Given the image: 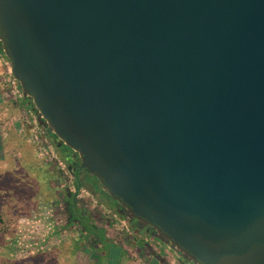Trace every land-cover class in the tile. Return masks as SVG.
Returning <instances> with one entry per match:
<instances>
[{"label": "water", "instance_id": "obj_1", "mask_svg": "<svg viewBox=\"0 0 264 264\" xmlns=\"http://www.w3.org/2000/svg\"><path fill=\"white\" fill-rule=\"evenodd\" d=\"M0 43L130 219L194 263L264 264V0H0Z\"/></svg>", "mask_w": 264, "mask_h": 264}, {"label": "rangeland", "instance_id": "obj_2", "mask_svg": "<svg viewBox=\"0 0 264 264\" xmlns=\"http://www.w3.org/2000/svg\"><path fill=\"white\" fill-rule=\"evenodd\" d=\"M5 73L6 68L1 76ZM7 102L17 101L11 94ZM22 106L24 107L23 104ZM31 107H34L32 101ZM44 125L47 127L46 122ZM37 137L36 141H33L34 137H31V140L38 154L48 163L47 168L33 170L35 174L31 172L30 176L18 173V177L14 172L15 166L4 171L0 169V219L6 216L14 218L17 208V212L21 211L23 216L29 218L33 216L38 219L41 230H44L39 236L38 248L31 257L22 258L15 252L7 256L0 251V264L106 263L107 260L105 261L104 258L101 260V254L108 249H95L96 245L92 242L91 233L84 229L82 220H87L88 224L93 226L98 224L107 226V233L113 240L124 244L129 251V261L126 264H147L149 251L161 253V240L155 235H147L135 228L131 224L132 219L124 211L116 209L115 201L108 198L107 194L94 193L89 189L90 182L96 179L93 174L85 170L80 171L84 185L77 188L76 168L64 159L65 153L61 152L54 142L44 140L39 135ZM74 153L72 157L78 159L77 153ZM3 155L0 150V157ZM74 193H77L76 207L81 213L73 208ZM19 202L22 203L21 208L17 205ZM31 203H34V208L31 207ZM65 230L66 232L63 233ZM144 238H147L149 245L146 250L142 242L145 241ZM109 249L111 255H114L119 248L109 247ZM174 251L181 257V262L195 264L179 251L175 249Z\"/></svg>", "mask_w": 264, "mask_h": 264}, {"label": "crops", "instance_id": "obj_3", "mask_svg": "<svg viewBox=\"0 0 264 264\" xmlns=\"http://www.w3.org/2000/svg\"><path fill=\"white\" fill-rule=\"evenodd\" d=\"M10 63L11 60L7 56L4 46L0 43V150L4 153L0 157V169L4 171V169H10L15 166V175L22 173V175L30 176L31 172L35 174L33 170L45 169L48 165L41 155L38 154L31 137L33 138L35 134H38L44 140L54 142L57 147L58 143L55 142L52 132L44 125L45 121L39 118L37 109L31 107V99L29 97L14 103L7 102V98L11 96V93L2 82L1 75ZM18 102H21L24 107ZM58 148L61 150L60 147ZM64 159L66 158L64 157ZM17 205L21 208L22 203L19 202ZM33 205L34 203H31L32 208H34ZM14 213V218L6 216L0 219V251L7 256L15 252L17 256L22 258L31 257L38 248L39 236L44 229L41 230L38 219L33 216L30 218L23 216L21 211L17 212V208H15ZM95 227L97 230L104 231L102 236L104 237L102 238L104 242H111L114 246L118 245L114 248H119L116 254L111 255V249L101 244L96 235L90 234L93 238L92 242L96 245L95 249H108L105 252L102 251L101 254V260L102 258L105 261L107 260L104 264H126L129 261V251H127L126 246L113 240L107 233V226L98 224ZM65 232L66 230L63 233ZM143 240H145L142 242L146 250V247L149 248L146 241L147 238ZM160 248L161 253L149 251L147 264H151L152 260L157 257L161 258L163 260L162 263L165 264H187L181 262V257L177 255L170 243L168 245L167 242L161 240Z\"/></svg>", "mask_w": 264, "mask_h": 264}, {"label": "trees", "instance_id": "obj_4", "mask_svg": "<svg viewBox=\"0 0 264 264\" xmlns=\"http://www.w3.org/2000/svg\"><path fill=\"white\" fill-rule=\"evenodd\" d=\"M52 135H53V138L55 139V142L58 143L57 136L53 132H52ZM60 149L62 152L65 153V156H66V154H68L69 157H70V154L73 152L70 148L65 147L63 145L60 147ZM69 162H70V164H73V157L71 158V161H69ZM80 170L81 169L79 168L77 171H75L77 188H80V186L84 185V181L81 179ZM95 177H96V179L90 182L91 184H90L89 189L91 191H93L94 193L101 192L103 195L107 194L108 198H112L110 196V193L106 191L107 189L103 185L102 181L97 176H95ZM77 212H79V211H77ZM82 223H83L84 229L88 233H91L92 235H96L97 239H99L100 243L103 244L105 247L107 246L109 248L112 246V248H114V247L118 246V245L114 246L111 242L108 243V242L103 241V239H102V238H104V237H102L104 234L103 230H97L95 226L88 224L87 220H82ZM162 262H163V260L161 258L157 257V258H154L152 260L151 264H165Z\"/></svg>", "mask_w": 264, "mask_h": 264}, {"label": "built area", "instance_id": "obj_5", "mask_svg": "<svg viewBox=\"0 0 264 264\" xmlns=\"http://www.w3.org/2000/svg\"><path fill=\"white\" fill-rule=\"evenodd\" d=\"M2 82L10 90V93L12 94V96L14 97L16 101H19L21 99L28 97L27 94H25V91L23 90V88L21 87L19 81L12 75L11 63L8 64V66H6V73L2 76ZM37 136L38 134H35L34 136L35 141L38 139ZM66 170H67V173H69V169L67 168Z\"/></svg>", "mask_w": 264, "mask_h": 264}, {"label": "flooded vegetation", "instance_id": "obj_6", "mask_svg": "<svg viewBox=\"0 0 264 264\" xmlns=\"http://www.w3.org/2000/svg\"><path fill=\"white\" fill-rule=\"evenodd\" d=\"M71 154H73V155H75V153L74 152H72ZM77 155V157H78V159H75V158H73V164H71L72 166H75V168H76V170L75 171H77L79 168H80V163H81V161H80V158H79V155L78 154H76ZM78 160H79V163H77L78 162ZM81 169V168H80ZM82 170H85L86 172H88V173H90L87 169H81L80 171H82ZM90 174H92V173H90ZM95 176V175H94ZM111 199H113V198H111ZM114 201H115V208L116 209H120V210H122V205L120 204V203H118L117 202V200L116 199H113ZM77 211H79L80 212V210H78L77 209ZM82 211V210H81ZM81 213V212H80ZM131 224L135 227V228H137L138 230H141L143 233H145V234H147V235H155V230H154V228L152 227V226H150V225H144V224H138L137 223V219H132L131 220Z\"/></svg>", "mask_w": 264, "mask_h": 264}]
</instances>
